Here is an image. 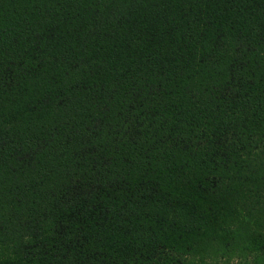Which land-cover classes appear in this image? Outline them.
Returning <instances> with one entry per match:
<instances>
[{"label": "trees", "instance_id": "obj_1", "mask_svg": "<svg viewBox=\"0 0 264 264\" xmlns=\"http://www.w3.org/2000/svg\"><path fill=\"white\" fill-rule=\"evenodd\" d=\"M0 264H264V0H0Z\"/></svg>", "mask_w": 264, "mask_h": 264}]
</instances>
